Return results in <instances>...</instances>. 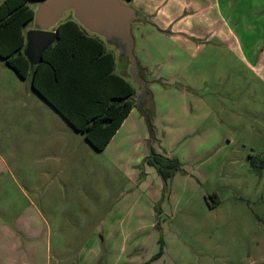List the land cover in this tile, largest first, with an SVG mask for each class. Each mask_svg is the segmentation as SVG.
<instances>
[{"label":"rangeland","instance_id":"obj_1","mask_svg":"<svg viewBox=\"0 0 264 264\" xmlns=\"http://www.w3.org/2000/svg\"><path fill=\"white\" fill-rule=\"evenodd\" d=\"M234 9L243 18L248 10ZM260 9L257 24L214 19L234 33L221 42L210 32L191 39L193 56L207 48L213 64L195 82L189 68L170 77L169 39L151 55L133 50L142 84L122 43L84 28L134 89L131 113L101 151L0 58V264H264V167L249 161L264 157ZM187 13L192 24L202 20L198 6ZM37 28L34 19L24 26V53ZM171 32L185 63L186 35ZM154 155L178 168L163 178Z\"/></svg>","mask_w":264,"mask_h":264},{"label":"trees","instance_id":"obj_2","mask_svg":"<svg viewBox=\"0 0 264 264\" xmlns=\"http://www.w3.org/2000/svg\"><path fill=\"white\" fill-rule=\"evenodd\" d=\"M32 1L38 0L0 2V58L19 77H29L32 89L101 151L134 106L133 86L115 73L114 53L104 41L71 16L56 25L54 41L37 59L28 56L29 47L24 53V26L34 17ZM249 161L256 169L264 167V157L252 156ZM150 163L163 178L178 168L177 161L158 155Z\"/></svg>","mask_w":264,"mask_h":264},{"label":"crops","instance_id":"obj_3","mask_svg":"<svg viewBox=\"0 0 264 264\" xmlns=\"http://www.w3.org/2000/svg\"><path fill=\"white\" fill-rule=\"evenodd\" d=\"M172 1L173 0H130L128 2L139 16L138 19L132 23V34L134 38L133 50L138 48L151 55L153 51L158 50L161 42H166V40L169 39L170 46L166 48V50H169V56L174 59V61L170 63V68L174 71V73L170 74V77H179L178 74H175L176 72H181V76L185 77L188 75L185 73L189 68L196 75H199L198 77L192 76L194 82L201 80L203 77L201 72H208L213 64L211 63L210 59V51H208L207 48L197 49L198 51L196 55L193 56L192 48L196 47V44H194L191 39H196L197 37L204 36L205 33L210 32L213 34V36L218 35L221 42L222 39L225 40L227 33H234H232L230 30L219 32L211 25L212 21L216 22L214 19H219L224 24L228 23V17L229 22L233 21L235 23H239L246 20L248 23L257 24L259 21L258 14L261 12L260 7L264 5V0H182V4L179 7H182L183 10H177L173 12V9L167 13L166 10L168 5H170ZM242 5L248 8V10L245 12L244 18L239 13H237L236 9H234L237 6ZM193 6H198V11H202V20L197 21V25L192 24V21L195 20V18L192 17V13L185 14L187 8L188 10H191ZM213 8H217L216 15L210 14L205 16L209 11H212ZM214 11L215 9H213V12ZM184 16H186L185 20L184 18H181ZM253 16L256 17L253 19ZM172 27L173 29H170ZM171 30H176L179 33H185L186 35L187 51L184 54V56H186L185 63L182 62L184 58L181 57L183 55V53H181V46L176 45L172 40L173 37L171 36L170 38L168 35L169 32L171 35L175 33L174 31L172 34ZM236 50H239V54L242 51L241 48H238L235 49L234 52H236ZM138 60L142 66L141 70L147 72L145 69L147 66L146 63L143 62L139 56ZM211 198L212 200L208 204L216 206L218 204L217 196H212Z\"/></svg>","mask_w":264,"mask_h":264},{"label":"water","instance_id":"obj_4","mask_svg":"<svg viewBox=\"0 0 264 264\" xmlns=\"http://www.w3.org/2000/svg\"><path fill=\"white\" fill-rule=\"evenodd\" d=\"M66 11H72L73 18L89 32L104 38L120 39L131 76L144 84L133 54L132 23L139 16L124 0H38L33 17L38 28L28 31V56L37 59L54 41L56 31L52 28L61 21Z\"/></svg>","mask_w":264,"mask_h":264},{"label":"flooded vegetation","instance_id":"obj_5","mask_svg":"<svg viewBox=\"0 0 264 264\" xmlns=\"http://www.w3.org/2000/svg\"><path fill=\"white\" fill-rule=\"evenodd\" d=\"M138 70H140V68H138ZM141 78V77H140Z\"/></svg>","mask_w":264,"mask_h":264}]
</instances>
